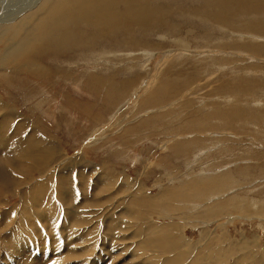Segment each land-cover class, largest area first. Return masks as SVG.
<instances>
[{
    "label": "rangeland",
    "instance_id": "1",
    "mask_svg": "<svg viewBox=\"0 0 264 264\" xmlns=\"http://www.w3.org/2000/svg\"><path fill=\"white\" fill-rule=\"evenodd\" d=\"M40 1L0 22V55ZM175 1L162 2L177 8L166 24L66 54L51 43L61 55L27 56L22 76L0 68V264H264V35L209 24L203 0ZM39 72L45 90L29 78ZM162 81L185 93L142 108ZM218 111L229 127L204 121ZM194 138L183 156L162 146Z\"/></svg>",
    "mask_w": 264,
    "mask_h": 264
},
{
    "label": "bare ground",
    "instance_id": "2",
    "mask_svg": "<svg viewBox=\"0 0 264 264\" xmlns=\"http://www.w3.org/2000/svg\"><path fill=\"white\" fill-rule=\"evenodd\" d=\"M16 1L18 2V0H16ZM20 1H21L20 4H17L15 2L17 5L14 4V2L11 3L13 5L14 9H10V8L7 9L8 5H5V9H4L3 5L5 3L4 4L0 3V22L12 21L16 17L15 15H17L18 13L29 10L30 8L31 9L34 8V5H35V3H37L38 0H24V1L20 0ZM122 2L124 3V5L129 6L124 11H122V7H123L121 5ZM155 2H157V0L156 1L155 0H117V3H116V0H112V1L111 0H41L40 3H38L37 6H35L36 7L35 11H33V13H31V17H28L26 19L23 18L19 22L18 26H16L14 28V31H16V32H14L11 36L8 37V40H7L8 43L4 44L5 46L6 45L7 46L4 49V52L0 55V68H5L7 70L13 71L11 75L22 76L23 72H26L27 67H32L34 65L30 61H28L29 58L27 56L32 55L31 59H37L38 54L39 55H47V54L50 55V52H53L54 56L61 55V52H60L61 50L60 51L55 50V48L53 49V47H52V49H50V47H48V45L49 46L52 45L51 43L57 45L59 48L65 47L64 49H62V51H63V54H66V53L73 52L77 46L83 45L85 43L94 47L96 42L100 43L101 40L106 39V38L108 39V37H116L120 31L127 30L126 32H132L133 27L140 30V29L152 27L153 23L155 24V22H159L160 24H166L164 17L167 15L168 11H169V13H173L174 11L177 10V8L172 7V5L169 3H167V5L169 4V6H168L169 8H167V5H165L166 7H163L162 2H164V0L163 1L159 0L158 3H155ZM175 2H177V1H175ZM179 2H180V0H179ZM6 4H7V1H6ZM172 4H174V3H172ZM176 4L177 3H175V5ZM201 7H204L205 10H204V12H201L200 18H202L204 21H206L208 23L210 22L209 24H211V23L218 24L221 27V29L225 28L227 31L229 29H232V26H236L235 24H238L239 26L238 25L237 26H238L239 30H242L245 32L246 31L251 32L253 30H257L259 34L264 35V17H261L262 16L261 12L264 11V0H203L201 5L197 6L195 8H201ZM195 8H191L190 10H194ZM204 8H202V10ZM186 10H187V8H186ZM198 11H199V9H198ZM155 13L160 18L161 21H159L158 19L153 20L154 18H152V17L155 15ZM161 15H162V17H160ZM194 15H196V14H194ZM257 15H260V19L256 18ZM170 22H173V21H170ZM159 23H157V24H159ZM181 23H182V21H181ZM80 24H84L82 29L78 28V26ZM182 25H179V26L182 28ZM20 26H22V28L19 30ZM74 26H76L77 28H73ZM175 33H176V31H175ZM180 33H183V32H180ZM229 34L233 35V32H230ZM127 36L129 39V34H127ZM132 36H133V34H132ZM3 37L4 36L0 37V41H1L0 43H2V40H4ZM122 37H123V35H122ZM107 39H106V41H107ZM121 39H123V38H121ZM256 39H259V38H256ZM5 43H6V41H5ZM129 43H130V41H129ZM42 46H44L45 48L41 49ZM39 58H42V57H39ZM35 68H36V66H35ZM21 72H22V74H21ZM65 72L63 73V76H66V75H64ZM91 75H89V76L91 77ZM44 76L46 77V75L43 72H39L37 74L35 73V75H32L29 78L31 79L33 77L35 79V81L38 82L39 85L43 88V90H45L46 89L45 88L46 82L50 81V79L46 80V78ZM93 77H95V76L93 75ZM97 78H98V76H97ZM21 79H23V78L21 77L19 79V81ZM189 79L187 78V80H189ZM45 80H46V82H45ZM88 80H89V78H88ZM180 80H182V79H180ZM31 81H33V80H31ZM89 82H91V81H89ZM85 83H86V81H85ZM92 83H94V82H92ZM35 84L37 85V83H35ZM41 84H43V85H41ZM88 84L89 83H87V85ZM23 85H25V88L28 87L27 78L25 80H23ZM36 85H35V87H37ZM87 85H84V86L82 85L83 87H85V91H86V88L87 89L89 88V85L88 86ZM176 85H177V83H176ZM174 86H175L174 82H170V81L163 82L162 81L160 83L159 87L157 86L158 87L157 91H155V93H153V94L151 93L155 97H152L151 99L149 98L145 102L143 101L142 102V108L145 109V106H146L148 101H150V103H153L154 105L159 103V102L162 103V102L168 101L172 98H175V101H176L177 98L179 96H181L182 94H184L185 92H179V93H175L174 95H172V93L174 91L169 93V90L174 89ZM94 87H92V88L94 89ZM52 89H53V87H52ZM48 91H50V89H48ZM88 91H89V89H88ZM212 92H213V89H212ZM231 92H233V91L229 90L226 93H231ZM32 93H33V91H32ZM152 95H150V97ZM225 95H227V94H225ZM225 95L224 94L221 95L220 98H223ZM209 96H210V94H209ZM45 99H46V97H45ZM229 99H230V97L228 95L224 97V100L229 101ZM179 100L180 99H178V101ZM205 100L208 101V99H205ZM43 102H44V100L40 99L39 102L36 103V106L37 105L39 106ZM185 104L188 106V103H185ZM0 105L3 106V103L1 102V100H0ZM7 106L9 107L10 105H7ZM8 107L6 109H8ZM39 109H40V107H39ZM234 110H236V109H234ZM229 111H230V113H231V111L233 112L232 109H230ZM188 113H189V110L186 113V115ZM218 113H222V114L219 115ZM218 113L217 114L215 112L207 113L206 117L205 118L203 117V119H204V121H206V119L208 120V118H210L211 116H214L211 119H216L219 123V126L226 125V127H229L230 124H232V122L235 120V119L233 120L232 118H230L229 114L228 115L226 114L227 112L225 113L224 111L223 112L218 111ZM197 114H199V113H196L195 117L199 121V120H201L200 119L201 117L199 118V115H197ZM164 116L166 117V115L162 116V114L152 116L148 120L146 119V121H143L140 125H136V126L142 127L147 122L148 126L150 125L149 127H152L153 124H155L156 122L160 123L161 119ZM215 116H220V117L216 118ZM232 116H233V114H232ZM239 116H242V114L240 113ZM226 117L230 118L229 121ZM170 120L171 119H169L168 121H170ZM28 122H29V120H28ZM1 123H3V124L6 123L5 118H2ZM22 123H24V122H22ZM218 123H217V125H218ZM169 124L170 123H168V125ZM3 126H5V125H3ZM165 126H166V124H165ZM170 126H172V124ZM203 127H204V125H203ZM205 127H206V125H205ZM202 130H204V129H202ZM168 131L169 132H165L164 134L181 133L180 131H177L175 129H170V128L168 129ZM199 133H201V132L199 131ZM203 133H206V132L204 131V132H202V134ZM209 134L211 135L213 133H208V135ZM5 136H6L5 132L0 133V148L1 149H3L2 147L4 146ZM201 138L200 139L194 138L191 142H189V144H183L182 142H179V143H175L173 145V141L172 142L169 141V143L167 141H164V142H162V146H163V144H165L164 149L167 150L169 148L171 154H173L174 152H177L179 154V156H183L184 152L189 151L191 145L201 144V142H202ZM216 138H218V137H214V139H216ZM12 139H13V137H12ZM6 142L9 143L8 140H6ZM25 152L26 151H23L22 154H24ZM200 152H201V150H200ZM35 153H37V152H35ZM1 154H2V152H1ZM12 156H14V155H12ZM6 160L7 159H5L4 162H6ZM12 164L10 163V167L13 168L14 164L13 165ZM8 165L9 164H7L6 167ZM219 179H220V177H213L212 179H210V181L216 182ZM166 203H167V200L165 198H163L160 201V205L163 209L165 208ZM62 230H63V228H62ZM70 254H71V252H70Z\"/></svg>",
    "mask_w": 264,
    "mask_h": 264
}]
</instances>
